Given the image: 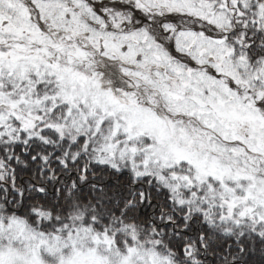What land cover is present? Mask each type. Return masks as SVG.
Segmentation results:
<instances>
[{
  "label": "snow or ice",
  "instance_id": "1",
  "mask_svg": "<svg viewBox=\"0 0 264 264\" xmlns=\"http://www.w3.org/2000/svg\"><path fill=\"white\" fill-rule=\"evenodd\" d=\"M0 264H264V0H0Z\"/></svg>",
  "mask_w": 264,
  "mask_h": 264
}]
</instances>
